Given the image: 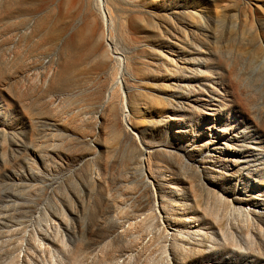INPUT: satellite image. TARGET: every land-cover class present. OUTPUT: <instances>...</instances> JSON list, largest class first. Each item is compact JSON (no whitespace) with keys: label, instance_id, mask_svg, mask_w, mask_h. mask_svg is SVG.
I'll return each instance as SVG.
<instances>
[{"label":"rangeland","instance_id":"obj_1","mask_svg":"<svg viewBox=\"0 0 264 264\" xmlns=\"http://www.w3.org/2000/svg\"><path fill=\"white\" fill-rule=\"evenodd\" d=\"M259 205L264 0H0V264H264Z\"/></svg>","mask_w":264,"mask_h":264},{"label":"bare ground","instance_id":"obj_2","mask_svg":"<svg viewBox=\"0 0 264 264\" xmlns=\"http://www.w3.org/2000/svg\"><path fill=\"white\" fill-rule=\"evenodd\" d=\"M77 0H65V2L67 3V4H72V3H74V2H76ZM81 1V0H80ZM90 1V0H89ZM82 2H83V0H82ZM90 3V2H89ZM65 4V3H64ZM79 4H80V2H79ZM82 6H83V4H82ZM99 6V5H98ZM90 7H91V5H90ZM100 9V8H99ZM91 10V9H90ZM90 13H91V11H90ZM87 15H88V13H87ZM90 15V14H89ZM90 18V17H89ZM89 18H88V20H85V21H89ZM99 19V18H98ZM97 20V19H96ZM95 19H92V20H90L87 24H86V31H85V38H86V41L88 40H93L98 34H99V32H100V26H99V24H98V21H96ZM100 25H101V23H100ZM104 26V25H103ZM83 29V28H82ZM84 30V29H83ZM102 31V30H101ZM59 32V31H58ZM83 33H84V31H83ZM83 33H81V34H83ZM102 33V32H101ZM102 35V34H101ZM82 36V35H81ZM103 37V36H102ZM53 38H54V36H53ZM81 39V38H80ZM79 39V40H80ZM104 39V38H103ZM103 39H101V40H103ZM57 41V40H56ZM86 41H85V43H86ZM84 43V42H83ZM93 43H94V41H93ZM97 43V42H96ZM99 43V42H98ZM52 44V43H51ZM102 44V43H101ZM89 47V46H88ZM99 48V47H98ZM96 49V48H95ZM104 53H105V50H104ZM102 54V53H101ZM106 54V53H105ZM104 56H106V55H104ZM103 56V57H104ZM107 57V56H106ZM105 57V58H106ZM159 57V56H158ZM108 58V57H107ZM106 58V59H107ZM168 58V57H167ZM173 59V58H172ZM109 61V60H108ZM107 60H106V62H108ZM111 61V60H110ZM172 61H174V60H172ZM147 62V61H146ZM156 62V61H155ZM152 63V62H151ZM159 62H157L156 64H158ZM172 63V62H171ZM108 64H109V62H108ZM147 65V64H146ZM159 65H160V63H159ZM156 66H158V65H156ZM173 66V65H172ZM149 67V66H148ZM179 67V66H178ZM181 67V66H180ZM165 68V67H164ZM171 68V67H170ZM166 69H167V67H166ZM165 69V70H166ZM170 70V69H169ZM173 70V69H172ZM175 71V73H176V70H174ZM173 71V72H174ZM172 72V71H171ZM168 73V72H167ZM161 78V77H160ZM173 83V82H172ZM175 83V82H174ZM179 84V83H178ZM179 87V86H178ZM219 148V147H218ZM259 208H260V210L257 212V213H260V211L264 208L262 205L260 206L259 205ZM262 212V211H261Z\"/></svg>","mask_w":264,"mask_h":264}]
</instances>
